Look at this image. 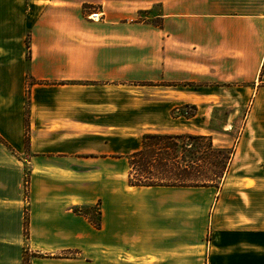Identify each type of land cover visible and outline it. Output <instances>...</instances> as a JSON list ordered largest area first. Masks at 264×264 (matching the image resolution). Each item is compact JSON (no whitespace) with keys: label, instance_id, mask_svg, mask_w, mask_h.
<instances>
[{"label":"crops","instance_id":"1","mask_svg":"<svg viewBox=\"0 0 264 264\" xmlns=\"http://www.w3.org/2000/svg\"><path fill=\"white\" fill-rule=\"evenodd\" d=\"M187 104L196 116L173 114ZM150 134L212 137L229 171L219 187L132 186ZM184 189L213 191L230 233H264V0H0V264H124L93 255L155 248L157 206ZM98 203L101 228L76 212Z\"/></svg>","mask_w":264,"mask_h":264},{"label":"rangeland","instance_id":"2","mask_svg":"<svg viewBox=\"0 0 264 264\" xmlns=\"http://www.w3.org/2000/svg\"><path fill=\"white\" fill-rule=\"evenodd\" d=\"M252 108L253 106L250 104L243 111H240L235 119L233 118L234 131L242 127L244 116ZM184 112L190 114L195 112L197 115L198 111L184 107ZM232 113L233 109L230 107L217 109L214 112L210 128L218 133L223 132L224 126L229 129L228 119ZM232 134V137L227 139L233 140L235 133ZM229 149L233 150V148ZM249 185H252V182ZM228 189L233 190L235 187ZM254 198L264 200V190L254 195ZM216 202L217 199L213 191L184 189L183 198L173 194V202L170 207L168 205L167 207L157 206V242L155 248H147L141 251L128 248L119 250L115 255L100 251V253L95 252L93 257H117L124 264H223V259H232L234 264H264V233L258 237L250 234H244L240 237L237 233H230L228 228H223L224 222L220 225L219 220H214ZM95 207L93 209L94 214L100 209L99 203ZM243 207L241 203L236 201V198H228L222 209L229 210L236 216ZM260 208L264 211V203L261 204ZM253 219L262 221L264 216ZM142 223L144 224L145 221ZM228 224L229 222H227ZM240 241L244 244L239 246L238 242ZM254 241L258 242L260 247L255 248L249 245ZM246 242L249 243L246 244ZM256 242L254 243L257 244ZM72 256H76L75 253ZM30 257L28 252L27 258L31 261Z\"/></svg>","mask_w":264,"mask_h":264},{"label":"trees","instance_id":"3","mask_svg":"<svg viewBox=\"0 0 264 264\" xmlns=\"http://www.w3.org/2000/svg\"><path fill=\"white\" fill-rule=\"evenodd\" d=\"M30 94H28V102ZM184 105L173 114L187 118L196 113H185ZM234 150L214 144L212 137L192 134H150L144 137L143 149L130 159L129 183L138 187H219L229 171ZM94 207L77 208L96 228H101V211ZM93 213V215H92ZM26 235L28 229L26 224ZM25 264H30L27 255Z\"/></svg>","mask_w":264,"mask_h":264}]
</instances>
